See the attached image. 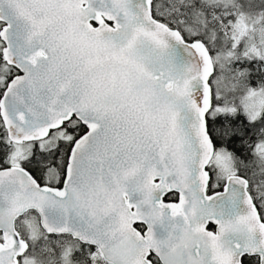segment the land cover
Masks as SVG:
<instances>
[{
	"label": "snow or ice",
	"instance_id": "obj_1",
	"mask_svg": "<svg viewBox=\"0 0 264 264\" xmlns=\"http://www.w3.org/2000/svg\"><path fill=\"white\" fill-rule=\"evenodd\" d=\"M0 264H264V0H0Z\"/></svg>",
	"mask_w": 264,
	"mask_h": 264
}]
</instances>
